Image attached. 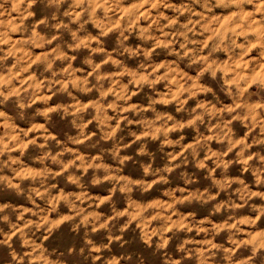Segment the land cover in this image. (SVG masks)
<instances>
[{"label":"clouds","instance_id":"obj_1","mask_svg":"<svg viewBox=\"0 0 264 264\" xmlns=\"http://www.w3.org/2000/svg\"><path fill=\"white\" fill-rule=\"evenodd\" d=\"M0 264H264V0H0Z\"/></svg>","mask_w":264,"mask_h":264}]
</instances>
